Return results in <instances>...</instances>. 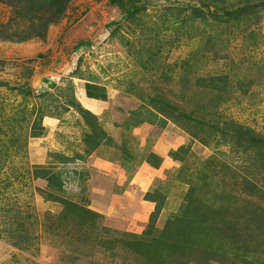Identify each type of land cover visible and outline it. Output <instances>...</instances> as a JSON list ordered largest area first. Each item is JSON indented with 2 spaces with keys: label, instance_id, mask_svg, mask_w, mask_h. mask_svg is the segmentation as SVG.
Wrapping results in <instances>:
<instances>
[{
  "label": "rangeland",
  "instance_id": "374dc122",
  "mask_svg": "<svg viewBox=\"0 0 264 264\" xmlns=\"http://www.w3.org/2000/svg\"><path fill=\"white\" fill-rule=\"evenodd\" d=\"M262 209L264 0H0V264H148L117 244L151 231L158 264H242Z\"/></svg>",
  "mask_w": 264,
  "mask_h": 264
},
{
  "label": "trees",
  "instance_id": "16d2710c",
  "mask_svg": "<svg viewBox=\"0 0 264 264\" xmlns=\"http://www.w3.org/2000/svg\"><path fill=\"white\" fill-rule=\"evenodd\" d=\"M38 3H42V1L45 0H35ZM38 20V19H37ZM36 19H33L30 22V29L31 27H35V22L37 21ZM23 41V40H20ZM26 41V40H24ZM96 86L91 85V84H86V90H87V97L91 98V99H101V100H106L107 99V95H106V89L105 88H99L100 90L97 92H94L93 89ZM258 143L262 144L261 141H258ZM38 170V169H36ZM37 174V173H36ZM33 177L38 178L39 176H36L35 174H33ZM42 178L46 179L48 182V186H51L53 188H55V186L53 185L54 181L60 180L59 177L57 176H52V177H48V176H42ZM61 184V183H60ZM49 193H47L48 195ZM51 195V194H50ZM48 197V196H47ZM50 198V196H49ZM54 200V198H52ZM69 209H71V212L69 213ZM157 213L155 212L153 214V217L156 216ZM101 216L91 210H89L88 208H83L79 205L73 204V205H69L67 204V212L64 214V220L68 221L72 223L74 222V224H72V226H74L75 224H77L79 227H83L82 225H85V223L92 225L93 227L97 228V226L99 225V220H100ZM77 219L80 220V223H76ZM85 222V223H84ZM178 222H183L182 219L178 220ZM247 224L249 225L250 223H252L250 226V230H251V234H250V238L248 236H244L241 238V240L237 241V245L234 248V253L241 251L238 254L241 255V262L242 264H253L256 260H255V255H259V251H257L259 249V245H257V241L254 243L253 242V235H252V226L255 227V229L259 230L260 233L264 234V210L262 209L261 212L254 218H252V220H247ZM84 228V227H83ZM249 230V231H250ZM178 234H176L175 238H167L166 234L164 232L155 234L152 231L151 232H145L144 237L142 236H133L130 237L131 239L127 238V239H123L121 242H119L117 244L120 245L124 251V255L132 258L133 260H135V262H144L146 261V263L148 264H158L159 260H157V257L154 255V247L155 249L159 246L160 243H163L166 245V247L169 248H173V247H177L179 246V242L178 240H176L178 238L177 236ZM174 236V235H173ZM190 236H195L197 238V236H199L198 233H192L190 234ZM169 240V242H167V239ZM212 240H214V237H211ZM129 239V240H128ZM173 239V240H172ZM167 242V243H165ZM264 243V241H263ZM240 244V246H239ZM115 249V246H113V250ZM190 252H195V253H199L201 254L199 256V259L197 261L198 264H209L211 261V259L209 258V260H204L202 258L204 253H201V251L198 250V246H194L191 248ZM216 251L212 250L211 253L209 254H214ZM261 253V250H260ZM226 255H229V252L226 253ZM233 255V254H232Z\"/></svg>",
  "mask_w": 264,
  "mask_h": 264
},
{
  "label": "crops",
  "instance_id": "0c3cea01",
  "mask_svg": "<svg viewBox=\"0 0 264 264\" xmlns=\"http://www.w3.org/2000/svg\"><path fill=\"white\" fill-rule=\"evenodd\" d=\"M84 83L81 85V87L79 88V92H80V96L82 97L83 102H85L86 104H88L89 106H98L100 108H103L107 105L109 98H110V91H109V87L106 84H102V83H96V82H89L87 80L83 81ZM46 84L48 85V87L54 88L55 83H52L50 81H47ZM86 84H91L96 86L93 91L97 92L100 89L99 88H105L106 89V95H107V99L106 100H101V99H91L87 97V90H86ZM83 95V96H82Z\"/></svg>",
  "mask_w": 264,
  "mask_h": 264
}]
</instances>
